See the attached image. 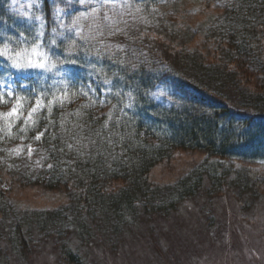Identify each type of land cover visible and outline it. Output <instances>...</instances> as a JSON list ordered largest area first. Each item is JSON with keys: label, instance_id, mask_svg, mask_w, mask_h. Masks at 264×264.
<instances>
[{"label": "trees", "instance_id": "1", "mask_svg": "<svg viewBox=\"0 0 264 264\" xmlns=\"http://www.w3.org/2000/svg\"><path fill=\"white\" fill-rule=\"evenodd\" d=\"M181 1L0 0V47L40 42L60 59L72 41L78 49L75 63L58 65L62 75L28 70V87L11 98L0 88V170L20 167L34 147L42 168H21L27 183L64 187L69 197L53 209H23L0 184V264H32L48 244L57 264H100L101 253L116 255L148 224L155 254L181 260L160 244L158 220L202 198L204 223H224L215 197L233 194L246 211L264 200V174L236 165L264 166V0H207L222 11L195 26L173 19L169 6ZM92 11L101 12L99 26L72 29ZM199 34L217 46V61L189 48ZM251 72L263 82L257 89L244 81ZM19 73L0 57V79ZM65 91V103L27 119L39 93L47 104ZM17 96L19 119L7 115ZM178 148L206 158L173 182H154L151 170Z\"/></svg>", "mask_w": 264, "mask_h": 264}, {"label": "rangeland", "instance_id": "2", "mask_svg": "<svg viewBox=\"0 0 264 264\" xmlns=\"http://www.w3.org/2000/svg\"><path fill=\"white\" fill-rule=\"evenodd\" d=\"M177 9L178 14L173 19L181 25L195 26L199 23H209L212 16L220 13L221 8L207 0H183L178 5L169 6ZM101 12L87 15L83 12L76 19L79 28L100 25ZM61 18L65 14L60 15ZM168 43V42H167ZM170 48L173 46L170 44ZM189 48L199 50L207 60L217 61L219 50L213 41L199 34L194 37ZM250 73V71H249ZM244 80L253 89L263 85L256 73ZM24 78V77H23ZM28 79L25 77L23 80ZM19 78V82L24 81ZM14 81L0 79V86L13 89ZM192 95L191 92H189ZM35 149L27 152L20 167L12 170H0V184L6 195L21 208H56L69 199L66 188H49L45 184H29L25 172L28 163L39 166L40 157H35ZM206 158L201 150L174 149L169 158L159 162L150 172V178L156 183L173 182ZM19 164V165H20ZM18 165V166H19ZM236 165L248 166L257 176L264 174V166L259 163L236 162ZM264 195V184L261 186ZM202 198L198 203L187 201L170 218L158 220L161 230V241L164 249L178 255L181 260H169L171 256L156 255L153 243H150L149 224L144 225L143 233L131 234L118 252L100 254V264H264V200L261 199L248 211L243 210L233 194H224L214 199L216 217L224 223L212 224L210 220L204 223L200 211ZM2 213L0 211V219ZM207 225H211L208 228ZM138 234H141L140 236ZM171 255V254H169ZM103 256V257H102ZM56 252L51 244L41 247L33 258L32 264H57ZM173 259V258H172ZM99 264V263H98Z\"/></svg>", "mask_w": 264, "mask_h": 264}, {"label": "snow or ice", "instance_id": "3", "mask_svg": "<svg viewBox=\"0 0 264 264\" xmlns=\"http://www.w3.org/2000/svg\"><path fill=\"white\" fill-rule=\"evenodd\" d=\"M15 2V0H13ZM42 3V0H41ZM23 15L27 16L28 13H23ZM37 20H42V17H36ZM63 27V25H61ZM79 28V24L77 20L72 21V29ZM56 30L53 29V33L55 34ZM80 35L79 32L76 33ZM43 31L38 33V36H42ZM49 43L53 46L57 44V40L55 38L51 39ZM77 46L74 41L68 44V47L65 49L66 59H60L59 57L54 58V54H50V49H46V46L43 43L36 42L33 43L30 48H22L16 51H13L9 44L5 43L3 47H0V57L5 58L10 66L13 69L21 70L24 73H27L28 70H44L47 72H52L56 70L57 75H62V72L58 70V65H63L64 63H75V60L70 59L71 55L77 52ZM86 52H89L88 48H85ZM97 55L100 54V50H97ZM106 83H111L110 81H106ZM67 87V85H65ZM15 89H9L7 95L9 98L13 96ZM81 94L87 95V92L81 90ZM46 93H39L36 97L35 105L31 107L28 111L27 119H31L32 116L42 109L47 108L49 112H51L52 105L55 104H63L67 101V91H65L63 96H54L53 99L49 100L47 104L44 103V97ZM20 97H16V105L11 109V112L8 113V116H15L17 119L23 116L24 105L20 102ZM103 103V102H102ZM130 107L131 105H127ZM35 123V122H34ZM43 133H40L36 137L37 140L40 139ZM29 154H31V148L29 146ZM49 168L52 165L48 166Z\"/></svg>", "mask_w": 264, "mask_h": 264}]
</instances>
